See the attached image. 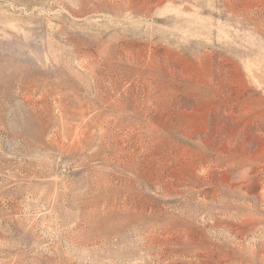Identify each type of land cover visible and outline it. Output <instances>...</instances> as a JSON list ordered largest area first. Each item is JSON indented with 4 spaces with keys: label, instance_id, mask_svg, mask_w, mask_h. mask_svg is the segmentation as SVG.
I'll return each mask as SVG.
<instances>
[{
    "label": "rangeland",
    "instance_id": "374dc122",
    "mask_svg": "<svg viewBox=\"0 0 264 264\" xmlns=\"http://www.w3.org/2000/svg\"><path fill=\"white\" fill-rule=\"evenodd\" d=\"M0 264H264V0H0Z\"/></svg>",
    "mask_w": 264,
    "mask_h": 264
}]
</instances>
